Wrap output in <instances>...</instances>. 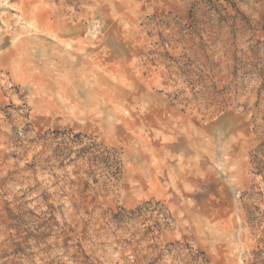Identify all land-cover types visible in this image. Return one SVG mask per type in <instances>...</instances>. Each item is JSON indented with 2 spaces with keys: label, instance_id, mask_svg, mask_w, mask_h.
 <instances>
[{
  "label": "rangeland",
  "instance_id": "374dc122",
  "mask_svg": "<svg viewBox=\"0 0 264 264\" xmlns=\"http://www.w3.org/2000/svg\"><path fill=\"white\" fill-rule=\"evenodd\" d=\"M77 135L119 180L54 158ZM148 201L173 217L153 264L264 241V0H0V264H128L112 216Z\"/></svg>",
  "mask_w": 264,
  "mask_h": 264
},
{
  "label": "trees",
  "instance_id": "16d2710c",
  "mask_svg": "<svg viewBox=\"0 0 264 264\" xmlns=\"http://www.w3.org/2000/svg\"><path fill=\"white\" fill-rule=\"evenodd\" d=\"M54 139H59L58 132L51 133ZM76 141H71L72 145L68 143H59L54 149V158L66 160L69 162L80 161L87 164L88 169L85 171L87 177L82 182L85 191L90 190L92 185L107 187L113 181H117L121 174V161L117 152L113 149H108L102 144H98L95 139L84 135L75 136ZM69 140V138H66ZM70 142V143H71ZM76 144V145H75ZM75 148H78L75 150ZM74 156V159H72ZM151 214L148 218L146 215ZM112 221L127 232L124 237H119L117 247L120 252L127 254L124 260L128 264H153L155 261L152 256L153 250L157 246H150V250L141 249V245L146 238L157 240L160 234L168 229L173 224V217L170 211L161 202L148 201L133 210H123L113 214ZM133 222H138L144 230L142 233H129L128 226ZM139 234V235H137ZM141 234V235H140ZM151 234L152 237L147 235ZM168 247H177V244H170ZM193 257L204 256V253H194L190 250L189 253ZM163 253L160 251L159 256ZM245 264H264V241L256 251L251 254V258Z\"/></svg>",
  "mask_w": 264,
  "mask_h": 264
}]
</instances>
